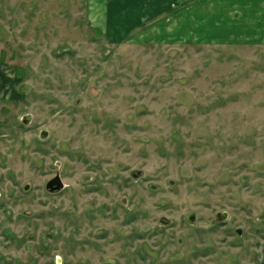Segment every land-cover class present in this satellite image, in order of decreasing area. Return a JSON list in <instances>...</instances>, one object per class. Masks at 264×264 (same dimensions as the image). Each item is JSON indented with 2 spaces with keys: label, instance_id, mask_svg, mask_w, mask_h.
<instances>
[{
  "label": "rangeland",
  "instance_id": "1",
  "mask_svg": "<svg viewBox=\"0 0 264 264\" xmlns=\"http://www.w3.org/2000/svg\"><path fill=\"white\" fill-rule=\"evenodd\" d=\"M88 6L0 0V264H264V41Z\"/></svg>",
  "mask_w": 264,
  "mask_h": 264
},
{
  "label": "crops",
  "instance_id": "2",
  "mask_svg": "<svg viewBox=\"0 0 264 264\" xmlns=\"http://www.w3.org/2000/svg\"><path fill=\"white\" fill-rule=\"evenodd\" d=\"M88 16L111 42L264 41V0H89Z\"/></svg>",
  "mask_w": 264,
  "mask_h": 264
},
{
  "label": "flooded vegetation",
  "instance_id": "3",
  "mask_svg": "<svg viewBox=\"0 0 264 264\" xmlns=\"http://www.w3.org/2000/svg\"><path fill=\"white\" fill-rule=\"evenodd\" d=\"M62 186H63V183L58 178H53L52 180H50L47 183V187L50 188L51 190H57V189L61 188ZM59 259H60V257L58 258V260ZM60 264H62V263H60Z\"/></svg>",
  "mask_w": 264,
  "mask_h": 264
}]
</instances>
